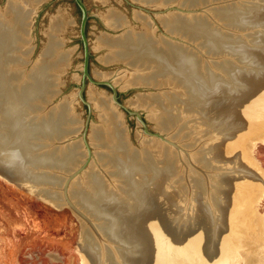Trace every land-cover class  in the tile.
<instances>
[{
    "label": "bare ground",
    "instance_id": "6f19581e",
    "mask_svg": "<svg viewBox=\"0 0 264 264\" xmlns=\"http://www.w3.org/2000/svg\"><path fill=\"white\" fill-rule=\"evenodd\" d=\"M46 1L0 5V169L38 197L73 199L82 264H260L261 248L245 253L264 237V165L252 151L264 139V0H133L175 7L156 14L169 35L141 9L139 29L114 6L103 14L116 32L96 47L103 62L127 67L96 76L147 87L132 102L159 134L134 146L114 97L92 87L95 159L78 176L87 159L75 139L80 118L69 99L54 101L74 19L53 14L33 60Z\"/></svg>",
    "mask_w": 264,
    "mask_h": 264
},
{
    "label": "rangeland",
    "instance_id": "374dc122",
    "mask_svg": "<svg viewBox=\"0 0 264 264\" xmlns=\"http://www.w3.org/2000/svg\"><path fill=\"white\" fill-rule=\"evenodd\" d=\"M5 2L6 0H0V5L3 6ZM81 3L84 8L78 0H47L36 15L32 33L35 45L32 59L36 60L47 42L44 30L52 15L58 14L61 9L68 18L74 19V23L68 26L64 35V48L72 49L71 61L59 76L60 93L54 101L57 104L69 99L75 107L74 112L80 118L82 127L75 139L79 141L81 138L84 150H87V159L86 166H82L75 176L82 174L95 159L91 132L93 124L99 123L100 111L91 99L92 87L114 97V104L125 120L130 141L134 146L141 145L142 136L153 139L159 134L148 110L137 107L132 102L141 92H148L147 87H123L115 83L112 77L105 80L96 76L98 71L117 73L127 67L123 63L103 62L102 55L106 51L96 47L97 39L102 33L116 32L106 25L103 14L114 6L113 8L122 11L130 23L139 29L140 22L135 19L134 12L136 9L144 10L155 21L160 35L162 32L167 34V29L157 19L156 14L176 10L175 7H145L133 0H81ZM85 11L88 16L83 23ZM176 37L172 35L171 38ZM252 151L264 165V139L256 142ZM47 200L22 189L0 169V264H82L77 243L83 225L74 210L73 199L70 196L69 200L64 197L59 203ZM257 212L260 223H264V196L257 206ZM261 242V247L255 242L251 244L249 253L245 255L258 256L261 248L263 258L260 264H264V237Z\"/></svg>",
    "mask_w": 264,
    "mask_h": 264
},
{
    "label": "water",
    "instance_id": "95a60500",
    "mask_svg": "<svg viewBox=\"0 0 264 264\" xmlns=\"http://www.w3.org/2000/svg\"><path fill=\"white\" fill-rule=\"evenodd\" d=\"M79 2H80V4L82 5V3H81V0H78ZM83 6V5H82ZM83 8H84V6H83ZM87 13H86V11H85V13H84V22L83 23H85V21H86V19H87ZM83 29H84V26H83Z\"/></svg>",
    "mask_w": 264,
    "mask_h": 264
}]
</instances>
